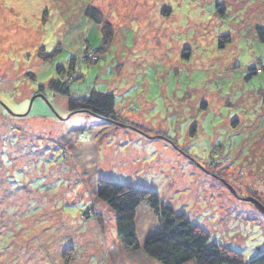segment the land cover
<instances>
[{"label":"rangeland","instance_id":"1","mask_svg":"<svg viewBox=\"0 0 264 264\" xmlns=\"http://www.w3.org/2000/svg\"><path fill=\"white\" fill-rule=\"evenodd\" d=\"M88 8L111 23L105 54ZM258 28L264 0H0V264H160L118 237L99 180L159 193L246 260L264 253V214L239 198L264 206ZM59 66L73 96L114 93L125 122L33 95ZM136 224L142 247L158 228L147 203Z\"/></svg>","mask_w":264,"mask_h":264},{"label":"trees","instance_id":"2","mask_svg":"<svg viewBox=\"0 0 264 264\" xmlns=\"http://www.w3.org/2000/svg\"><path fill=\"white\" fill-rule=\"evenodd\" d=\"M85 14L100 26L104 23L101 46L97 51L107 53L113 39L111 23L101 22V13L97 8H88ZM256 32L260 42L264 44V28H258ZM230 41L229 37H223L220 41L221 47ZM41 49L43 57V47ZM71 69L74 70V64ZM62 72H65L66 77L73 76L65 66H59V77L50 80L46 88L44 85L38 86L33 95L45 96L47 89L53 95L66 98L71 114H87L116 125L125 122L116 110L114 93L93 90L87 96H73L71 81L69 78H61ZM28 76L35 77L33 73H28ZM129 127L146 135L143 128L136 124H130ZM98 182V198L114 213L117 235L124 245L131 249H141L148 258L160 264H264V253L246 260L240 252L212 242L210 235L202 227L195 225L184 212L164 204L159 193L153 190L111 180ZM143 203H147L158 218V228L146 237L140 247L136 221Z\"/></svg>","mask_w":264,"mask_h":264},{"label":"water","instance_id":"3","mask_svg":"<svg viewBox=\"0 0 264 264\" xmlns=\"http://www.w3.org/2000/svg\"><path fill=\"white\" fill-rule=\"evenodd\" d=\"M29 112H30V109H29V111L27 112V113H25L24 115H22V116H27L28 114H29ZM234 193V192H233ZM235 194V193H234ZM241 200H243V201H251L252 203H254L256 206H257V208L264 214V206L261 204V203H259L257 200H255V199H253V198H241V197H239Z\"/></svg>","mask_w":264,"mask_h":264}]
</instances>
